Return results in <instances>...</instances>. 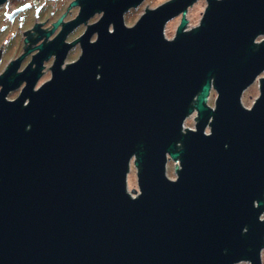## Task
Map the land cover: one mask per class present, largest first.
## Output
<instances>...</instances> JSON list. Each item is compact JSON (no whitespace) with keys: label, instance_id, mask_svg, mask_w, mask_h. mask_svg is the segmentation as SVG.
<instances>
[{"label":"water","instance_id":"95a60500","mask_svg":"<svg viewBox=\"0 0 264 264\" xmlns=\"http://www.w3.org/2000/svg\"><path fill=\"white\" fill-rule=\"evenodd\" d=\"M141 1L86 3L77 21L105 11L97 40L0 93V264H262L264 0H207L188 27L196 0L147 2L126 25Z\"/></svg>","mask_w":264,"mask_h":264},{"label":"flooded vegetation","instance_id":"af4514ba","mask_svg":"<svg viewBox=\"0 0 264 264\" xmlns=\"http://www.w3.org/2000/svg\"><path fill=\"white\" fill-rule=\"evenodd\" d=\"M143 1L122 11L126 25ZM102 2L103 0H0V93L7 86L16 83L6 91L4 98H18L31 79L35 80L33 89H38L52 77V67L56 63L59 64L58 67L65 68L75 62L82 53L85 34H89V42L97 40L95 23L98 24L105 14L103 9L94 10L83 20L77 21L82 6ZM112 22L108 25L110 32L114 30Z\"/></svg>","mask_w":264,"mask_h":264},{"label":"rangeland","instance_id":"374dc122","mask_svg":"<svg viewBox=\"0 0 264 264\" xmlns=\"http://www.w3.org/2000/svg\"><path fill=\"white\" fill-rule=\"evenodd\" d=\"M159 0H144L139 8H137L136 10H134V12L132 13V15L129 18V22L128 23H132V21H135L137 19H139V17L141 16L142 11L147 9V2L148 3H156ZM207 7V0H196L191 6H189L188 9V16L186 17L188 19V26H192L195 23H198L201 21L203 12H204V8ZM180 23V16H177L171 20H169L166 24H165V31H166V37H172L175 36L176 33V29H177V25H179ZM264 35H260L258 37V39H263ZM264 75V72L261 74V76ZM259 76V77H261ZM258 77V79H256L251 85H249L242 94V104L243 105H247V104H253L254 101L256 100V98L259 96L260 93V78ZM45 80V79H44ZM215 98H216V92L214 89H211V92L209 94V98L208 101H206L207 103H214L215 104ZM197 111L194 109L193 112H191L186 120L185 123H183L186 127L188 126H192L196 124V117H197ZM131 165L130 166V170L127 176V186L128 189H132V188H138L137 185V168L135 165V157H132L131 160ZM179 164L177 163V161L174 160H169L166 166V170L168 171V173L171 176H176V166H178ZM264 215V214H263ZM262 257V264H264V248L261 251V255ZM236 264H249V261H242V262H238Z\"/></svg>","mask_w":264,"mask_h":264},{"label":"built area","instance_id":"2783aa9c","mask_svg":"<svg viewBox=\"0 0 264 264\" xmlns=\"http://www.w3.org/2000/svg\"><path fill=\"white\" fill-rule=\"evenodd\" d=\"M178 164H179V162H178Z\"/></svg>","mask_w":264,"mask_h":264}]
</instances>
